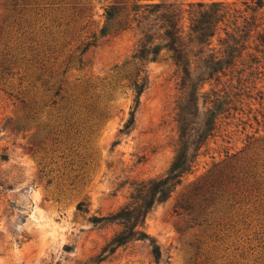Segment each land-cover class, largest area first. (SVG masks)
Here are the masks:
<instances>
[{
  "label": "rangeland",
  "instance_id": "374dc122",
  "mask_svg": "<svg viewBox=\"0 0 264 264\" xmlns=\"http://www.w3.org/2000/svg\"><path fill=\"white\" fill-rule=\"evenodd\" d=\"M165 3L177 8L186 30L201 6L224 3L211 48L224 51L235 39L233 65L220 83L204 87L198 119L187 127L198 129L211 110L217 130L194 171L147 217L149 240L104 254L125 230L112 218L136 185L164 175L176 157L183 107L177 68L166 52L145 67L135 64L139 31L117 30L130 11L103 33L107 9L133 0H0V264H158L152 242L163 254L159 264H264V190L218 231L174 212L182 194L218 166L264 188V0ZM138 68L148 86L137 102L131 84ZM60 81L63 96L80 100L75 114L69 100L55 96ZM225 93V105L210 103ZM131 114L135 124L124 133ZM102 217L111 222H92Z\"/></svg>",
  "mask_w": 264,
  "mask_h": 264
},
{
  "label": "trees",
  "instance_id": "16d2710c",
  "mask_svg": "<svg viewBox=\"0 0 264 264\" xmlns=\"http://www.w3.org/2000/svg\"><path fill=\"white\" fill-rule=\"evenodd\" d=\"M168 0H133L128 8L120 9L117 6L106 11L107 26L115 22L121 11L130 13L126 20H121L117 30H137L139 39L137 49L133 55L136 65L145 67L150 62L158 60L163 52L169 55L179 74V87L183 93V107L180 108V136L176 148V157L170 169L162 176L138 183L131 196L129 204L112 219L121 221L125 230L116 235L104 248L103 253H114L116 249L127 244L132 239L149 240L145 231L146 219L154 209L165 203L184 178L191 174L200 156L201 150L207 140L212 137L218 126V118L215 113L208 111L205 115L213 114L211 119L204 116L202 122L195 123L200 127L189 130L187 123L192 118L198 119L200 99L204 97V87L207 83H220L227 71L232 67L230 50L237 45L235 39H229L223 43L225 50L211 48V39L215 35L218 25L226 18L223 12L224 3H213L208 8H202L199 12L191 14L190 26L186 30L182 25V17L173 4H166ZM159 2V3H158ZM78 11L79 18L85 15L84 10ZM134 13L133 18L129 17ZM154 17V18H152ZM133 24H136L135 27ZM95 38V36H93ZM89 41L79 50L83 55L95 42ZM232 42H235L231 44ZM138 74L131 87L136 94L138 102L140 96L147 89L148 83L144 70L138 68ZM240 84V82L238 81ZM67 93L65 84L60 81L55 96L62 97ZM230 95H219L211 104L225 105V100ZM62 100L70 101L66 109L75 114L79 98L75 95L63 96ZM208 100L205 101L206 105ZM86 108V107H85ZM197 108V113L194 110ZM87 110L89 108H86ZM34 117L25 118L24 125L31 123ZM135 124V114H131L123 132H130ZM184 125V127H183ZM186 125V126H185ZM19 127V126H18ZM264 190L255 180L250 182L249 177L241 180L232 166L216 167L210 170L204 177L194 182L178 200L174 212L178 216H185L194 227H202L209 231H218L226 227L242 211L243 204L253 197L260 195ZM250 203V202H249ZM264 216V208L261 207ZM81 213L88 212L83 203L78 205ZM94 224L111 222V218H93ZM152 255L159 264L163 260V254L156 242H152Z\"/></svg>",
  "mask_w": 264,
  "mask_h": 264
}]
</instances>
